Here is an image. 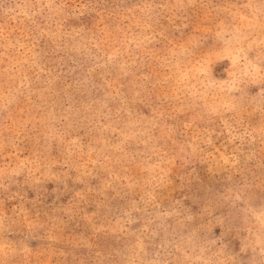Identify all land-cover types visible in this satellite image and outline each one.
I'll return each mask as SVG.
<instances>
[{
  "label": "rangeland",
  "instance_id": "1",
  "mask_svg": "<svg viewBox=\"0 0 264 264\" xmlns=\"http://www.w3.org/2000/svg\"><path fill=\"white\" fill-rule=\"evenodd\" d=\"M0 264H264V0H0Z\"/></svg>",
  "mask_w": 264,
  "mask_h": 264
}]
</instances>
